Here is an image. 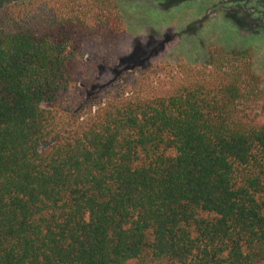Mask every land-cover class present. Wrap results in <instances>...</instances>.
<instances>
[{
  "label": "trees",
  "instance_id": "trees-1",
  "mask_svg": "<svg viewBox=\"0 0 264 264\" xmlns=\"http://www.w3.org/2000/svg\"><path fill=\"white\" fill-rule=\"evenodd\" d=\"M125 35L112 0L0 10V264H264L254 60L91 93Z\"/></svg>",
  "mask_w": 264,
  "mask_h": 264
},
{
  "label": "rangeland",
  "instance_id": "rangeland-1",
  "mask_svg": "<svg viewBox=\"0 0 264 264\" xmlns=\"http://www.w3.org/2000/svg\"><path fill=\"white\" fill-rule=\"evenodd\" d=\"M20 1L0 0V10ZM112 1L123 16L126 35L115 50L117 64L101 68L88 88L91 93L120 82L121 74L153 70L161 75L163 67L180 59L203 67L218 47L237 53L243 62L249 55L254 60L257 96L249 89L243 102L251 116L264 122V0Z\"/></svg>",
  "mask_w": 264,
  "mask_h": 264
}]
</instances>
